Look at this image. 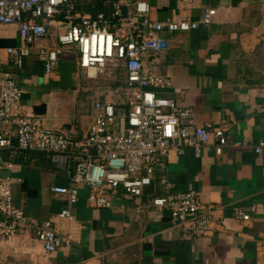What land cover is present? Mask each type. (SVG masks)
I'll list each match as a JSON object with an SVG mask.
<instances>
[{
  "label": "crops",
  "instance_id": "1",
  "mask_svg": "<svg viewBox=\"0 0 264 264\" xmlns=\"http://www.w3.org/2000/svg\"><path fill=\"white\" fill-rule=\"evenodd\" d=\"M87 10L96 0H75ZM155 21L199 18L209 7L217 9L213 23L188 32L166 33L165 52L150 55L145 70L170 81L154 90L190 108L198 124L213 121L226 128L228 145L222 154L197 153L187 148L171 154L168 169L142 196L112 198L111 208H91L89 187L82 186L72 207L74 218L58 214L69 206L66 196L52 187L71 186L64 172L48 157L31 152L14 162L11 176L13 201L27 215L56 221L58 233L72 237L54 253L46 252L27 227L2 243L13 264H264V0H148ZM52 32L32 48L23 68L16 66L8 47L21 44L16 25L0 26V68L9 70L25 89L22 112L71 137H83L93 120L94 103L111 101L118 94L101 90L86 116L81 108L94 84L75 83L71 70L81 73L78 54L65 50L58 65L45 72L38 60V46H55ZM124 77L125 73H118ZM98 83H95L97 86ZM112 84V83H111ZM94 86V87H93ZM83 103V102H82ZM9 160L7 153H3ZM164 175L171 183L161 184ZM195 190L199 198L215 205V225L193 239L183 237L182 226L170 221L169 211L153 198L169 192ZM250 214L249 220L236 211Z\"/></svg>",
  "mask_w": 264,
  "mask_h": 264
},
{
  "label": "built area",
  "instance_id": "2",
  "mask_svg": "<svg viewBox=\"0 0 264 264\" xmlns=\"http://www.w3.org/2000/svg\"><path fill=\"white\" fill-rule=\"evenodd\" d=\"M109 13H81L75 0H0V26L16 25L21 44L8 47L16 66L23 68L32 48L52 32L56 45L38 46V60L51 72L65 50L78 54L81 73L90 78L111 81L118 94L111 101L94 103L93 120L83 137H71L52 129L38 117L22 112L25 89L9 70L0 68V264L8 262L2 243L16 235L20 226L54 253L69 245L72 237L58 233L56 221L38 220L27 215L13 201V178L3 171L31 152H41L66 175L71 186L57 185L52 191L66 196L69 206L58 217L72 220V207L80 187H89L91 208H111L112 198L122 194L128 200L143 195L168 169L172 153L182 155L187 148L197 153L213 150L223 153L228 145L226 128L213 121L198 124L190 108L173 99L160 97L154 90L170 81L145 70L150 55L169 49L166 33L188 32L210 25L217 9L209 7L197 19L155 21L148 0H107ZM125 73L120 77L118 73ZM264 149V140L255 146ZM7 153L9 160H5ZM160 183H171L164 175ZM153 204L169 211L170 221L182 226L183 237L193 239L215 225V205L199 198L195 190L169 192L153 198ZM236 217L249 220L250 214L236 211Z\"/></svg>",
  "mask_w": 264,
  "mask_h": 264
},
{
  "label": "rangeland",
  "instance_id": "3",
  "mask_svg": "<svg viewBox=\"0 0 264 264\" xmlns=\"http://www.w3.org/2000/svg\"><path fill=\"white\" fill-rule=\"evenodd\" d=\"M71 73H72V76H73V79H74V82L77 84V83H82L84 82V84H94V89H96V92L95 94L94 93H89V94H85L84 98H85V101L84 99L81 101V108L83 109V114L81 115L82 117L85 116L87 118V116L85 115L86 114V109H88L89 107V104L92 102L95 101L96 98H98V93L99 91L101 90H104L106 92H108L110 90L109 86L111 84V81L108 80V79H105L103 77H99V79H95V80H90L88 82H86V80L84 79L85 77L78 74L76 72V69L75 70H71ZM95 83H98L97 86L95 85ZM83 102V103H82Z\"/></svg>",
  "mask_w": 264,
  "mask_h": 264
},
{
  "label": "trees",
  "instance_id": "4",
  "mask_svg": "<svg viewBox=\"0 0 264 264\" xmlns=\"http://www.w3.org/2000/svg\"><path fill=\"white\" fill-rule=\"evenodd\" d=\"M78 11L81 13H90L94 16L99 12L109 13L111 11V6L107 4V0H96L95 6L93 8L87 10L85 7H80L78 5Z\"/></svg>",
  "mask_w": 264,
  "mask_h": 264
}]
</instances>
